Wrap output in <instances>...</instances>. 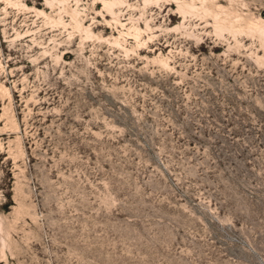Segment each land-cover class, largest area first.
<instances>
[{
	"label": "rangeland",
	"instance_id": "374dc122",
	"mask_svg": "<svg viewBox=\"0 0 264 264\" xmlns=\"http://www.w3.org/2000/svg\"><path fill=\"white\" fill-rule=\"evenodd\" d=\"M0 264H264V0H0Z\"/></svg>",
	"mask_w": 264,
	"mask_h": 264
}]
</instances>
